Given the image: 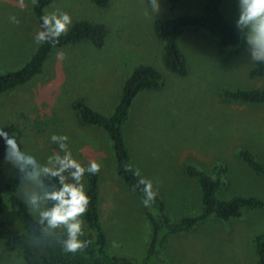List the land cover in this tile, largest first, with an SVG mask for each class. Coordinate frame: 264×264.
I'll use <instances>...</instances> for the list:
<instances>
[{
	"label": "rangeland",
	"instance_id": "374dc122",
	"mask_svg": "<svg viewBox=\"0 0 264 264\" xmlns=\"http://www.w3.org/2000/svg\"><path fill=\"white\" fill-rule=\"evenodd\" d=\"M160 4L161 10L155 15L148 0H110L106 8L90 0H53L45 12H68L72 24L82 20L103 23L107 31L103 47L96 49L84 41L55 48L42 76L0 96V128L14 125L22 148L41 162L59 151V142L51 140L55 134L68 137V150L77 161L87 165L96 160L101 165L98 211L107 251L136 264H142L152 235L145 206L117 177L106 133L80 126L73 103L83 100L93 110L110 114L124 78L138 65L155 67L164 86L135 99L122 131L137 173L158 191L170 221L195 216L201 210L200 188L195 179L184 174L186 165L211 175L224 165L227 185L217 192L218 198L256 196L264 202V180L236 156V151L245 147L264 163V105L239 104L221 96L225 89H264V77H248L254 63L246 41L242 39L238 54L221 52L214 38L203 31H185L179 46L188 74H171L163 67L162 44L154 34L153 21L200 14L202 0H180L173 11L167 0H160ZM32 5V0H24L23 6L20 0H0V74L20 70L41 43L35 40L40 27ZM222 12L235 26L237 0H226ZM12 16L20 23H13ZM13 169L5 158L1 194ZM21 187L43 194L35 181ZM21 187L18 196L24 200ZM33 214L39 217L38 211ZM259 233H264V207L245 211L240 219L229 223L211 219L192 231L170 235L150 264H256L253 240ZM0 264L24 261L19 252H8L0 242Z\"/></svg>",
	"mask_w": 264,
	"mask_h": 264
},
{
	"label": "trees",
	"instance_id": "16d2710c",
	"mask_svg": "<svg viewBox=\"0 0 264 264\" xmlns=\"http://www.w3.org/2000/svg\"><path fill=\"white\" fill-rule=\"evenodd\" d=\"M53 0H37L32 5L33 13L42 30L40 17L45 8ZM169 10L173 11L180 0H167ZM226 0H202L200 14H183L175 17L158 18L153 21V31L162 44L161 61L164 69L178 77L188 74V64L184 53L179 46V40L185 31H203L214 38L221 52L238 54L242 46V38L234 24L222 12V5ZM99 8H106L110 0H90ZM106 27L101 22L77 21L72 24L67 35L62 36L59 42L52 46L54 38L41 42L29 61L18 71L0 74V96L28 85L36 77L43 75V67L55 48L74 46L87 41L94 48L100 49L105 43ZM251 79L264 77V63H254L248 73ZM164 86L161 73L153 66L141 64L132 69L124 78L121 93L117 104L110 114H103L93 110L83 100H76L73 108L76 111L77 121L82 127L102 129L112 144L115 173L125 183L129 192L138 196L142 201L146 199L141 177L133 164L123 135V125L128 119L129 110L135 99L145 92H158ZM223 99L246 105H264V89L246 90L241 88L225 89L221 91ZM10 136L16 138V127L5 124L1 127ZM5 147L3 138H0V179L4 169ZM236 156L257 177L264 180V163L261 162L247 148L241 147ZM226 166L219 165L214 174H208L193 165L184 167V174L195 179L201 192V210L195 216L180 218L171 222L166 213V204L158 191L152 185L153 192H157L154 202L144 208V215L151 227V239L142 264H150L158 256L166 239L170 235L192 231L205 222L216 219L229 223L240 219L245 211L257 210L264 207L262 199L256 196H232L220 199L217 192L226 187L223 175ZM26 175V174H25ZM85 187L91 197L85 221V237L91 244L82 252L76 254L65 253L61 249L66 238L65 231H52L46 221L40 222L30 212L24 200L18 196L21 187L19 174L14 168L8 176L3 194L0 193V242L8 252H19L24 264H136L131 259L111 255L107 251V238L104 232L98 211L99 201V174L85 173ZM28 180H25V183ZM43 189L54 190V183L44 175L40 177ZM254 249L257 257L256 264H264V233L254 237Z\"/></svg>",
	"mask_w": 264,
	"mask_h": 264
},
{
	"label": "clouds",
	"instance_id": "9594fccd",
	"mask_svg": "<svg viewBox=\"0 0 264 264\" xmlns=\"http://www.w3.org/2000/svg\"><path fill=\"white\" fill-rule=\"evenodd\" d=\"M20 4L23 6L24 0H20ZM32 4H37V0H32ZM148 5L155 15L161 10L160 0H148ZM237 6L235 28L248 45L250 61L264 63V0H237ZM148 14L146 10L145 15ZM40 19L42 30L36 34L35 40L44 42L52 37L54 38L52 46H55L62 36L67 35L72 24L71 15L60 10L45 12ZM10 20L16 24L20 23L15 16L10 17ZM59 56H63V53ZM0 138H3L5 158L17 170L21 186L25 184V180L35 181L39 186L41 173L54 183V190L45 189L42 195L21 187L24 202L30 212L38 211L40 222L46 221L49 228L64 229L66 238L61 245L63 252L76 254L84 251L92 243L89 239H82L85 237L83 217L91 204V197L83 182L84 175L99 173L101 165L96 160L83 165L73 158L66 144L68 140L66 135L54 134L51 137L53 143L59 142V151L54 152L44 162L24 150L17 139L2 128ZM53 161V166L49 167V162ZM140 183L144 185L143 191L146 196L142 203L148 207L154 202L157 192H153L151 182L141 180ZM41 203L44 205L43 208Z\"/></svg>",
	"mask_w": 264,
	"mask_h": 264
}]
</instances>
